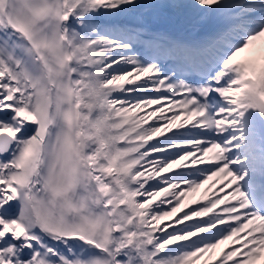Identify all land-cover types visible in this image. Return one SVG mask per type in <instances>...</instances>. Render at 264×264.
<instances>
[{"label":"snow or ice","instance_id":"snow-or-ice-1","mask_svg":"<svg viewBox=\"0 0 264 264\" xmlns=\"http://www.w3.org/2000/svg\"><path fill=\"white\" fill-rule=\"evenodd\" d=\"M0 264H264V0H0Z\"/></svg>","mask_w":264,"mask_h":264},{"label":"bare ground","instance_id":"bare-ground-1","mask_svg":"<svg viewBox=\"0 0 264 264\" xmlns=\"http://www.w3.org/2000/svg\"><path fill=\"white\" fill-rule=\"evenodd\" d=\"M201 191H202V190H201ZM196 195H197V196H199V195H200V193H197Z\"/></svg>","mask_w":264,"mask_h":264}]
</instances>
